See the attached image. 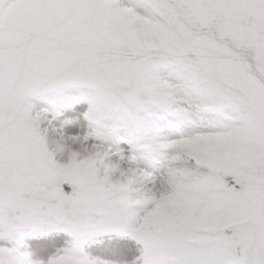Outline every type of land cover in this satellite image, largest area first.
<instances>
[{
	"label": "snow or ice",
	"instance_id": "snow-or-ice-1",
	"mask_svg": "<svg viewBox=\"0 0 264 264\" xmlns=\"http://www.w3.org/2000/svg\"><path fill=\"white\" fill-rule=\"evenodd\" d=\"M0 264H264V0H0Z\"/></svg>",
	"mask_w": 264,
	"mask_h": 264
}]
</instances>
